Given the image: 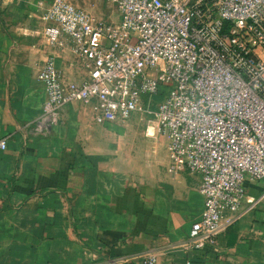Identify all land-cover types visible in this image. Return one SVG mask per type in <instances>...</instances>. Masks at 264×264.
<instances>
[{
  "label": "crops",
  "instance_id": "1",
  "mask_svg": "<svg viewBox=\"0 0 264 264\" xmlns=\"http://www.w3.org/2000/svg\"><path fill=\"white\" fill-rule=\"evenodd\" d=\"M48 1L0 0V264H113L135 252L155 254L153 264H264L263 178L244 182L245 199L210 247L186 249L202 210L200 177L168 167L166 137L153 121L142 131L122 128L133 112L95 123L88 105L72 100L45 135L25 127L44 98L34 72L46 53L65 80L79 77L73 55L43 39L39 14ZM70 1L117 18L102 0ZM125 131L130 147L138 136L152 138L155 154L121 157Z\"/></svg>",
  "mask_w": 264,
  "mask_h": 264
},
{
  "label": "built area",
  "instance_id": "2",
  "mask_svg": "<svg viewBox=\"0 0 264 264\" xmlns=\"http://www.w3.org/2000/svg\"><path fill=\"white\" fill-rule=\"evenodd\" d=\"M103 1L115 20L70 0L41 8L45 43L66 48L79 77L65 80L46 53L34 72L44 98L25 127L45 135L72 100L87 104L95 123L151 113L166 137L168 167L200 177L202 210L182 246L208 248L245 199L244 182L264 179V0ZM155 259L135 252L112 262Z\"/></svg>",
  "mask_w": 264,
  "mask_h": 264
},
{
  "label": "rangeland",
  "instance_id": "3",
  "mask_svg": "<svg viewBox=\"0 0 264 264\" xmlns=\"http://www.w3.org/2000/svg\"><path fill=\"white\" fill-rule=\"evenodd\" d=\"M103 1V0H102ZM103 5L106 9L107 12H113V14L115 13V7L108 3L103 1ZM109 10V11H108ZM154 95L151 96V100L152 103H154L157 100H154L153 98ZM153 107V105L151 106V108ZM148 120H152V115L151 113H143V114H139L136 115V117L134 118V120H127V121H123L125 122L124 125H120L122 128H133L135 126L138 125V129H140L142 131V129H145L146 123H150V121ZM129 123H131L132 125H128ZM122 135H129V132H121ZM125 136V138H126ZM152 138L149 137H145V136H138L137 138V144H135V147H130V140L129 139H123L121 137V142L119 143V145L121 146V152H120V156L123 157L124 154H130L131 156H136V158H138L140 161L145 160L146 157H150L152 154H155V147L152 146ZM115 145V144H114ZM134 146V145H133ZM154 150V151H153ZM156 154H159V152H156Z\"/></svg>",
  "mask_w": 264,
  "mask_h": 264
},
{
  "label": "trees",
  "instance_id": "4",
  "mask_svg": "<svg viewBox=\"0 0 264 264\" xmlns=\"http://www.w3.org/2000/svg\"><path fill=\"white\" fill-rule=\"evenodd\" d=\"M160 94H155L154 96H153V98H154V100H157V99H159L160 98Z\"/></svg>",
  "mask_w": 264,
  "mask_h": 264
}]
</instances>
